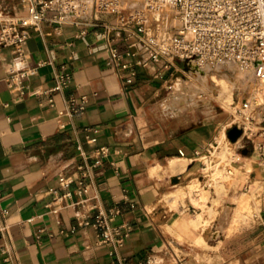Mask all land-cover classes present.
Returning <instances> with one entry per match:
<instances>
[{"label": "crops", "instance_id": "1", "mask_svg": "<svg viewBox=\"0 0 264 264\" xmlns=\"http://www.w3.org/2000/svg\"><path fill=\"white\" fill-rule=\"evenodd\" d=\"M28 14L23 0H0L1 17ZM102 17L29 25L27 64L39 70L23 96L7 78L26 64L12 46H0V223L9 224L0 238V264H264V155L240 139L241 176L208 183L203 153L211 155L220 123L185 116L175 122L149 111L160 91L156 78L171 68L128 55L132 39L113 26L115 15ZM114 46L124 53L119 64L112 62ZM61 69L73 73L70 86L47 92ZM71 95H87L86 109L60 116ZM104 146L108 153L97 154ZM83 152L99 160L87 202L52 210L51 188L61 171L77 175ZM198 179L210 188L206 198L199 192L203 183L190 187ZM255 180L260 208L250 224L238 226L225 204L238 207L242 188ZM96 203L118 232L113 241H102L99 209H91ZM6 243L13 263L4 260Z\"/></svg>", "mask_w": 264, "mask_h": 264}, {"label": "built area", "instance_id": "2", "mask_svg": "<svg viewBox=\"0 0 264 264\" xmlns=\"http://www.w3.org/2000/svg\"><path fill=\"white\" fill-rule=\"evenodd\" d=\"M23 1L29 7L27 16L18 19L0 16V46H12L22 63L26 64L12 68L7 78L10 86L18 90L21 96L31 91L28 80L39 70V66L27 64L25 42L31 36L29 25L39 26L45 19H92L97 22L103 21L104 14H113L117 18V24L113 26L125 30L128 38L132 39L126 53L139 56L143 64L156 61L163 62L166 68H172L178 60H189L199 66L232 63L252 74L257 85L249 91L242 104L236 106L230 125L243 129L240 138L245 140L244 146L252 143L264 155V0ZM173 11L177 14L176 24H172L170 19ZM113 30L108 28L105 32L110 39H113ZM123 55L117 46L112 48V62L119 64ZM72 80L73 73L61 69L56 74L55 83L46 91L64 90ZM40 91L38 89L35 93ZM88 101L87 95H71L60 116H74L84 111ZM50 103L55 104L54 97ZM108 149L101 147L97 154H107ZM180 151L185 154L184 150ZM91 158L92 155L83 152L76 176L60 172L59 184L51 188L53 197L48 202L52 210L60 211L71 204L87 202L91 187L89 179L99 161L92 162ZM76 196H80V199H76ZM96 208L99 209L96 225L103 230L102 241L115 240L118 232L110 225V217L100 204H94L91 209ZM85 223H91V219L86 217ZM8 229V222L0 223V238L6 237ZM127 236L128 233L121 235L117 242L123 244ZM1 251L6 255L4 260L13 263L15 257L7 243Z\"/></svg>", "mask_w": 264, "mask_h": 264}, {"label": "rangeland", "instance_id": "3", "mask_svg": "<svg viewBox=\"0 0 264 264\" xmlns=\"http://www.w3.org/2000/svg\"><path fill=\"white\" fill-rule=\"evenodd\" d=\"M177 14L176 12H172L171 14V22L172 24L177 23ZM222 64V65H221ZM221 64H212L211 70L209 72V81L211 83V86H206L202 82L198 81L197 79L193 78V72L194 69H199L200 66L196 62H185L183 60H178L176 62V66H173L171 70L169 71V75L165 76L164 78L158 77L156 78V82H158V88L160 89L159 94L154 97L153 100V108L150 107L148 110H153L155 116H158L160 118H167L170 116V119L174 120L175 122L178 121L177 118L180 116H185L186 120H198V118H202V120L206 121H214L217 120L218 123H220V127L218 129V138L217 140H220V137L222 136V131L224 128L228 131L233 127L230 125V122L233 119V112L236 109V106L242 104V100H244L245 97L249 95V91L252 90L257 85V80L252 77V74L247 75L244 77V80L246 78V83L242 84V81L238 80V71L246 72L242 70L241 68H236L235 64L232 63H221ZM231 64V65H230ZM230 65V66H229ZM234 65V66H233ZM219 66V67H218ZM233 66V67H231ZM238 66V65H237ZM236 68V69H235ZM218 70V71H217ZM236 71V72H235ZM248 72H246L247 74ZM213 74H217L220 79L226 78L232 81L236 82V85L234 87V93H233V100L232 102H228L227 98L224 94H222L223 84L218 83L217 81L213 80ZM184 76L188 79H193L199 82L202 93H194L190 94L188 92H177L175 91V84L178 81V79ZM169 78V80H167ZM250 80V81H249ZM165 102H167L165 104ZM152 108V109H151ZM243 142V137L240 138ZM239 139V140H240ZM217 140L215 141L216 144ZM231 140L229 136H227L224 140V145L227 144V141ZM238 140V141H239ZM233 145L231 146L232 153L231 155H234L235 157H241L244 158L245 152L242 150V148H238L237 141H233ZM252 144V143H250ZM250 144L247 145L249 148ZM212 147L211 155L213 154V149L215 150V144ZM204 161L206 162L205 167L208 165L207 160L210 157V155L206 154V152L203 153ZM222 161V162H221ZM217 163L213 164V168H211L210 171H207L204 169V177L207 179L208 183H212L210 181L211 173H215L217 170V165L220 162L221 167H227V170H233L236 172V167L234 166V163H232L231 159H223L220 158ZM240 162V160H238ZM237 164V162L235 163ZM248 179V177L246 178ZM250 179V178H249ZM251 180V179H250ZM232 181H228L229 183H232ZM206 182V183H207ZM203 183V187L200 189L201 196H204L205 198L210 194V188L206 186L205 182ZM249 188H247V184L242 188L241 192L247 191L249 193V201L250 206L246 207L244 212L238 213L237 209L242 204L240 199H238V207L233 209V206L231 204H225V211L228 213L227 217L230 214V211L234 210V219L238 226H241L243 224H250L252 216L254 212L260 208L261 205V196H258L259 194V187H257L258 180L251 181ZM229 189V187L227 188ZM240 192V193H241ZM256 200L258 203L254 204L253 201ZM204 242V239H203ZM206 244H208V240L205 241Z\"/></svg>", "mask_w": 264, "mask_h": 264}, {"label": "bare ground", "instance_id": "4", "mask_svg": "<svg viewBox=\"0 0 264 264\" xmlns=\"http://www.w3.org/2000/svg\"><path fill=\"white\" fill-rule=\"evenodd\" d=\"M233 66H231V67H233ZM211 67H212V63H207V64H205L203 66H200L199 69L192 70L193 78L197 79L200 82H202L206 86H211V83L209 81V79H210L209 78V72L211 70ZM235 67L239 68V66H237V65ZM236 71L238 72V75H237L238 80L242 81V84L243 83L245 84L246 83V81H245L246 78L244 80V77L247 76V75H250V74L249 73L246 74V72H242L241 70L240 71L236 70ZM213 80L217 81L218 83L223 84V88L224 89L222 90V94H224L226 96L228 102H232L233 93H234V87L236 85V82L232 81L233 82V84H232V83H230L231 81L226 79V78L220 79V77L217 74H213ZM198 81L193 80V79H188V78H186L184 76H181L178 79V81L176 82V84L174 85L175 86L174 87L175 91H177V92H188L190 94H194L196 92L202 93L201 87H200V84H199ZM166 103L167 102H165V104ZM227 136H228L227 130H226V128H224L223 131H222V136L220 137V140H217L218 144L214 143L216 149L215 150L213 149V154L210 155L211 158H209L207 160V164L208 165L205 167V169L207 171H210L211 168H213V164L217 163L216 161H218L220 158L228 159V160L231 159L232 163H234V162L236 163L238 160H240V162L242 161L241 157H235L234 155H231V153H232L231 146L234 144L232 140H228L227 144L224 145V140H225V138ZM235 163H234V166L236 167V172L233 171V170H227L226 166L225 167H221L219 165L220 162L218 164H216L217 165V170H216L215 173H211L210 174L211 175L210 180H215L216 179L218 181L222 180L224 182V181H232V180L238 179L241 176V174H242V170ZM201 185H202V182H201L200 179H198L190 187H191V189H194L195 187L201 186ZM249 197H250L249 193L246 192V191L239 193L238 199H240L242 204L237 209L238 213L244 212L245 208L250 206ZM211 212H213V210H211Z\"/></svg>", "mask_w": 264, "mask_h": 264}, {"label": "water", "instance_id": "5", "mask_svg": "<svg viewBox=\"0 0 264 264\" xmlns=\"http://www.w3.org/2000/svg\"><path fill=\"white\" fill-rule=\"evenodd\" d=\"M189 60H186L188 62ZM243 134V129L239 126H233L228 131V136L231 138L232 141H237Z\"/></svg>", "mask_w": 264, "mask_h": 264}]
</instances>
